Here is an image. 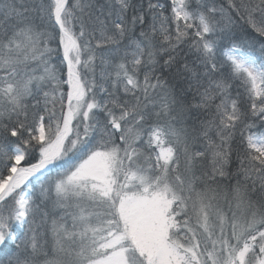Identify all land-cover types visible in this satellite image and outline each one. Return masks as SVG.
Listing matches in <instances>:
<instances>
[{
    "label": "snow or ice",
    "instance_id": "6c2138e0",
    "mask_svg": "<svg viewBox=\"0 0 264 264\" xmlns=\"http://www.w3.org/2000/svg\"><path fill=\"white\" fill-rule=\"evenodd\" d=\"M0 264H264V0H0Z\"/></svg>",
    "mask_w": 264,
    "mask_h": 264
}]
</instances>
